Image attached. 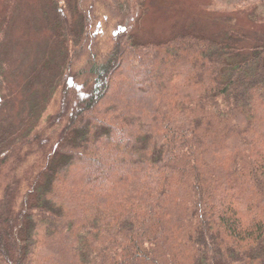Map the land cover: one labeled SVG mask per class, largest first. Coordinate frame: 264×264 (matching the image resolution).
Instances as JSON below:
<instances>
[{
  "label": "trees",
  "instance_id": "trees-1",
  "mask_svg": "<svg viewBox=\"0 0 264 264\" xmlns=\"http://www.w3.org/2000/svg\"><path fill=\"white\" fill-rule=\"evenodd\" d=\"M43 2L24 73L0 25V264H264V39L144 41L140 0Z\"/></svg>",
  "mask_w": 264,
  "mask_h": 264
},
{
  "label": "rangeland",
  "instance_id": "rangeland-1",
  "mask_svg": "<svg viewBox=\"0 0 264 264\" xmlns=\"http://www.w3.org/2000/svg\"><path fill=\"white\" fill-rule=\"evenodd\" d=\"M240 1L140 0V7L131 12L124 28L130 26V31L144 41L162 40L182 29L217 34L235 29L246 34L249 41L264 39V24L251 17L256 0ZM44 12L43 0H0V25L7 24L3 57L12 72L24 73L40 61L50 39L43 26ZM20 100L17 94L10 110L12 117L21 111Z\"/></svg>",
  "mask_w": 264,
  "mask_h": 264
}]
</instances>
